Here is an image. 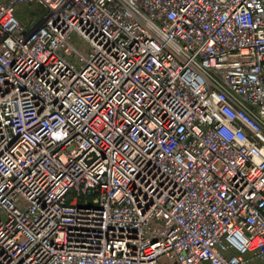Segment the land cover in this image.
<instances>
[{"label": "built area", "instance_id": "1", "mask_svg": "<svg viewBox=\"0 0 264 264\" xmlns=\"http://www.w3.org/2000/svg\"><path fill=\"white\" fill-rule=\"evenodd\" d=\"M248 254L264 260V0H0V264Z\"/></svg>", "mask_w": 264, "mask_h": 264}, {"label": "rangeland", "instance_id": "2", "mask_svg": "<svg viewBox=\"0 0 264 264\" xmlns=\"http://www.w3.org/2000/svg\"><path fill=\"white\" fill-rule=\"evenodd\" d=\"M20 11L18 16L22 18L24 23H30L34 18L38 17L41 11L39 10V7L31 6L29 4H21L20 5ZM73 42L78 47L82 46V41H80L76 35L73 36ZM259 262V260H258ZM261 263V262H260ZM248 264H255V262L250 261Z\"/></svg>", "mask_w": 264, "mask_h": 264}, {"label": "crops", "instance_id": "3", "mask_svg": "<svg viewBox=\"0 0 264 264\" xmlns=\"http://www.w3.org/2000/svg\"><path fill=\"white\" fill-rule=\"evenodd\" d=\"M247 258L249 259V262L250 261H253V262H255V264H264V260H262V259L260 260V259L253 258L251 254H248L247 255ZM258 260H259V262H258Z\"/></svg>", "mask_w": 264, "mask_h": 264}]
</instances>
